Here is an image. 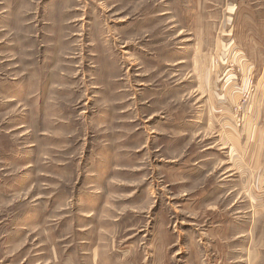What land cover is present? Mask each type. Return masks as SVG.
Segmentation results:
<instances>
[{"label": "rangeland", "instance_id": "1", "mask_svg": "<svg viewBox=\"0 0 264 264\" xmlns=\"http://www.w3.org/2000/svg\"><path fill=\"white\" fill-rule=\"evenodd\" d=\"M0 264H264V0H0Z\"/></svg>", "mask_w": 264, "mask_h": 264}]
</instances>
